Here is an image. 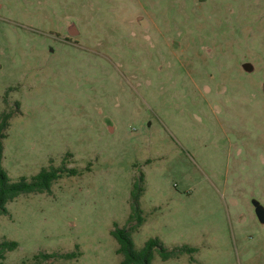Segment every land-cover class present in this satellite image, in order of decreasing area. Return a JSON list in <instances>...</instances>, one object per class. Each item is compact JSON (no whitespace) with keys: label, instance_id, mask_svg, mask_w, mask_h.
<instances>
[{"label":"rangeland","instance_id":"obj_1","mask_svg":"<svg viewBox=\"0 0 264 264\" xmlns=\"http://www.w3.org/2000/svg\"><path fill=\"white\" fill-rule=\"evenodd\" d=\"M263 87L264 0H0L4 169L81 173L8 205L2 264H121L142 174L136 247L197 249L152 264H264Z\"/></svg>","mask_w":264,"mask_h":264},{"label":"trees","instance_id":"obj_2","mask_svg":"<svg viewBox=\"0 0 264 264\" xmlns=\"http://www.w3.org/2000/svg\"><path fill=\"white\" fill-rule=\"evenodd\" d=\"M19 103L17 107L19 108ZM13 113L4 111L0 115V216L9 215L8 205L22 196L51 194L56 182L64 177H75L81 173L76 169H70L65 164L61 167L53 165L42 168L31 178L21 177L18 181H12L3 166L4 141L8 138V129ZM146 191V179L142 174L132 187L131 213L127 219V225L120 228L115 225L111 234L118 242L117 254L122 256L121 264H152L155 254H159L162 261L179 259L181 255L193 254L196 248L190 246L174 247L169 249L159 239L148 240L143 248L138 249L133 240V233L142 227L145 222L144 212L140 207V199ZM19 244L15 241L3 240L0 242V264L6 259L8 253L17 250ZM78 248V247H77ZM80 253H39L33 256L29 262L25 260L20 264H49L51 260L65 262L78 259Z\"/></svg>","mask_w":264,"mask_h":264},{"label":"water","instance_id":"obj_3","mask_svg":"<svg viewBox=\"0 0 264 264\" xmlns=\"http://www.w3.org/2000/svg\"><path fill=\"white\" fill-rule=\"evenodd\" d=\"M243 69L248 73H252L255 70L254 66L251 63H245L243 65ZM253 205L255 207V213L258 220L261 224H264V207L258 201H254Z\"/></svg>","mask_w":264,"mask_h":264},{"label":"flooded vegetation","instance_id":"obj_4","mask_svg":"<svg viewBox=\"0 0 264 264\" xmlns=\"http://www.w3.org/2000/svg\"><path fill=\"white\" fill-rule=\"evenodd\" d=\"M70 33H71L72 36H76V35H77L76 32L73 31V30H70ZM243 65H244V64H243ZM242 68H243V67H242Z\"/></svg>","mask_w":264,"mask_h":264}]
</instances>
